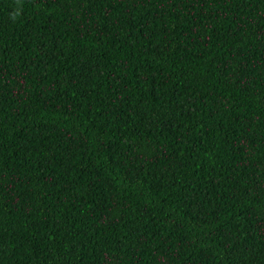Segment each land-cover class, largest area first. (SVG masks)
I'll return each mask as SVG.
<instances>
[{"label":"trees","instance_id":"16d2710c","mask_svg":"<svg viewBox=\"0 0 264 264\" xmlns=\"http://www.w3.org/2000/svg\"><path fill=\"white\" fill-rule=\"evenodd\" d=\"M0 264H264V0H0Z\"/></svg>","mask_w":264,"mask_h":264}]
</instances>
